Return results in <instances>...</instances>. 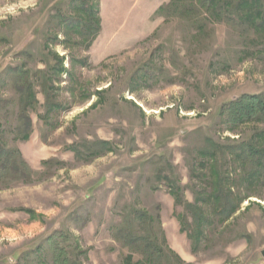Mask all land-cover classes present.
Segmentation results:
<instances>
[{"label": "rangeland", "instance_id": "rangeland-1", "mask_svg": "<svg viewBox=\"0 0 264 264\" xmlns=\"http://www.w3.org/2000/svg\"><path fill=\"white\" fill-rule=\"evenodd\" d=\"M171 1L0 0V264L136 262L134 211L157 264H264V179L241 153L264 119L225 112L264 95V19Z\"/></svg>", "mask_w": 264, "mask_h": 264}, {"label": "trees", "instance_id": "trees-1", "mask_svg": "<svg viewBox=\"0 0 264 264\" xmlns=\"http://www.w3.org/2000/svg\"><path fill=\"white\" fill-rule=\"evenodd\" d=\"M185 1L189 0H172L168 4V6H173L174 8H176L179 5L183 4ZM201 2L203 4H205L206 2L214 4L215 8L220 7V4L223 2V7H226L227 10L229 9V6L232 5V3H230V0H201ZM235 7L233 9L235 10L236 14L240 16V18H243L245 16L249 20L250 17H253L255 21H257V19H260L261 17H263L262 19H264V0H238V5H236ZM86 8L89 9L91 15L90 19L87 21V24L84 25L85 29L87 30L85 31V33L87 32L88 36H92L90 37V39H94V37H96L101 31L100 19L98 16H96L94 12H92L94 11L92 5H87ZM96 12L98 11L96 10ZM262 24H264V20L262 21ZM225 112H227L229 115V122L233 123L234 125H239L241 123L251 120L264 119V95L262 96L260 94H246L240 99L231 102ZM1 146L0 168L3 169L6 166L5 164L7 160H12L13 158H15L16 151L5 150L4 146ZM211 146L212 149L206 148L199 150V154L202 156H207L210 160L215 162L214 157L216 151L214 150L216 149V147L213 142H211ZM241 153L245 156L246 160L252 163V173H250L249 175L264 179V148L258 146L256 143L251 141L247 144H244V148ZM2 157H6L7 160ZM220 180L222 181V179ZM221 187L222 185H220L219 188L217 186L214 189V197H217V199L222 196V194H219ZM226 199L227 197L225 196V201ZM236 209V205H233L227 201L224 203L221 202L220 205L217 207L218 215H222L224 219L225 217L230 216V214ZM141 220H148V222L150 223L153 222V218L149 217L146 212L134 211V214L127 219L126 223L130 225L129 228H131L132 226H136V224L140 223ZM202 222L205 223L206 221L202 220V218H198V224L195 234L203 235ZM129 228L123 227V230L120 229V232L124 233V242L129 245L133 250H136L134 252H140L142 254V258L136 262L134 261L133 257L130 256L129 264H157L161 256V246L158 241H156L155 239H148L147 237L141 234H137V232L131 231ZM61 251H63V249L59 252ZM176 257L177 261H175L174 264H183L181 263L179 256ZM58 262L60 263V261Z\"/></svg>", "mask_w": 264, "mask_h": 264}, {"label": "water", "instance_id": "water-1", "mask_svg": "<svg viewBox=\"0 0 264 264\" xmlns=\"http://www.w3.org/2000/svg\"><path fill=\"white\" fill-rule=\"evenodd\" d=\"M262 254H263V256H264V250H263Z\"/></svg>", "mask_w": 264, "mask_h": 264}]
</instances>
